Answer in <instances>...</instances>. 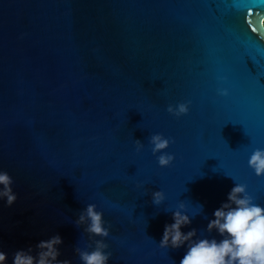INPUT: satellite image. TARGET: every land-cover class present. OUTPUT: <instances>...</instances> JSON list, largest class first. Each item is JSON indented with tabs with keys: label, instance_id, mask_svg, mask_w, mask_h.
I'll list each match as a JSON object with an SVG mask.
<instances>
[{
	"label": "water",
	"instance_id": "1",
	"mask_svg": "<svg viewBox=\"0 0 264 264\" xmlns=\"http://www.w3.org/2000/svg\"><path fill=\"white\" fill-rule=\"evenodd\" d=\"M188 101L187 114L167 111ZM156 133L172 141L167 167ZM257 148L264 0H0V170L17 194L0 200L6 264L56 234L71 264L97 239L107 264H180L187 242L160 246L176 210L191 219L182 232L219 242L207 225L235 183L264 207V175L248 164ZM90 203L108 237L75 224Z\"/></svg>",
	"mask_w": 264,
	"mask_h": 264
},
{
	"label": "clouds",
	"instance_id": "2",
	"mask_svg": "<svg viewBox=\"0 0 264 264\" xmlns=\"http://www.w3.org/2000/svg\"><path fill=\"white\" fill-rule=\"evenodd\" d=\"M221 95H228L227 89H220ZM191 102H180L173 106L168 105L167 111L179 117L187 114ZM137 150L144 147L140 140H135ZM152 153H161L158 163L161 167H167L174 160V155L164 152L172 142L170 138H165L163 134L156 133L150 136ZM257 176L264 175V149L257 148L253 151L248 161ZM13 178L6 171L0 170V200L6 197V203L11 206L17 200V194L13 191ZM164 193L155 191L152 193V202L160 205L164 201ZM255 197L247 191V185L235 183L228 193L227 202L214 211V219L207 225V231L214 229L223 237L219 242L213 239H193L197 230L191 229L187 233L181 231L182 226L189 225L191 219L188 214L176 210L173 213L174 222L166 224L160 246L167 248H180L187 242L186 254L180 264H264V207L254 203ZM180 209L185 205L180 204ZM203 210V205H200ZM75 224L87 225L84 229L89 237H108L110 226L105 227L103 212L97 211L95 204H88L86 209L80 213ZM59 234L50 239L41 240L36 244V255L31 253L33 248L27 250H17L13 254V264H71L69 260L60 261L57 257L60 251L57 245L62 243ZM95 247L91 250L75 249L83 264H107L112 256L111 252L104 250L109 247L104 239L94 241ZM7 254L0 251V264H6Z\"/></svg>",
	"mask_w": 264,
	"mask_h": 264
}]
</instances>
